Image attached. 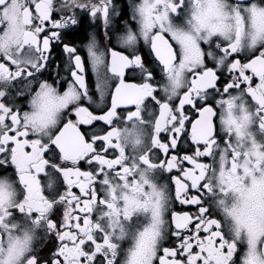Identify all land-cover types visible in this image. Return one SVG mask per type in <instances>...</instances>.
Masks as SVG:
<instances>
[{"label":"snow or ice","instance_id":"snow-or-ice-1","mask_svg":"<svg viewBox=\"0 0 264 264\" xmlns=\"http://www.w3.org/2000/svg\"><path fill=\"white\" fill-rule=\"evenodd\" d=\"M129 3L138 31L129 27L118 42L131 55L112 50L106 62L94 37L87 46L96 101L75 46H63L56 80L42 79L51 46L61 39L60 31L46 33L45 23L57 30L75 26L79 9L102 20L107 35L119 15L114 0H59L58 6L56 0H0V264H9L3 252L14 236L31 245L22 264H118L126 238L135 241L128 264H237L241 245L243 264H264V44L254 47L253 37L249 52L241 35L249 11L264 19V0H228L236 31L225 39L193 24L194 0ZM54 11L61 12L59 20L52 19ZM141 40L147 57L137 47ZM245 53L246 62L236 58ZM130 69L139 83L126 82ZM157 70L166 81L159 89ZM18 84L24 89L15 95H28L29 111L15 107ZM148 100L158 106L152 119L144 116ZM186 105L198 118L189 120ZM119 109L129 110L125 116ZM96 122L107 127L97 131ZM182 136L196 146L192 155L171 154ZM110 150L116 155L107 158ZM81 161L95 167L82 171ZM49 169L63 178V190ZM157 170L180 173L170 177L174 196L156 182ZM173 200L197 205L198 215L171 210ZM209 200L231 217L228 235L210 218ZM38 230L56 241L48 255L34 246ZM171 236L178 247L165 246Z\"/></svg>","mask_w":264,"mask_h":264},{"label":"flooded vegetation","instance_id":"flooded-vegetation-1","mask_svg":"<svg viewBox=\"0 0 264 264\" xmlns=\"http://www.w3.org/2000/svg\"><path fill=\"white\" fill-rule=\"evenodd\" d=\"M138 0H132V3H136ZM57 6L59 4V0H56ZM114 4L116 6V11L119 13V15H114L112 17V24L109 29H107L108 34L106 35V30L103 26L102 20H95L93 21L90 15L86 12H83L79 9L76 10V17L78 19V23L75 26L65 28V29H52L50 23H45V31L46 33L49 30L52 31H60L61 39L59 42H54L51 46L50 51V67L47 71H45L42 74V79L48 80L49 82H53L56 80V74L57 71L61 69L62 65L65 62L66 54L63 52V46L64 45H72L75 46L79 54H81L82 58L85 60L86 63V83L88 84V87L90 89V95L93 97L94 100L99 101V94L95 88V81H96V74L93 72L91 67V61L87 57V46L92 41L93 37L96 40V46L100 51H103L106 53V62H110V52L112 50H117L125 55H131V50L127 48H122L118 42V37L123 36L126 34V31L129 27H131L132 30L138 31V25L131 19V9H130V3L129 0H114ZM61 18V12L54 11L52 14L53 20H59ZM177 22H179V18L177 19ZM43 35V34H42ZM139 49H142L141 55L142 57L148 56V49L144 46L143 41L141 40L140 43L137 46ZM247 54H241L236 58H239L242 60V62H246L245 56ZM149 59H151L149 57ZM209 66H213V62H208ZM227 75L226 73L224 74ZM126 82L131 83H139L140 77L138 75H133L132 70H128L125 75ZM166 81L163 80L162 73L157 70V77L154 81L155 86L159 89ZM116 81L113 79L112 85L114 88ZM24 85L18 84L15 88L12 89V93L15 96L16 104L15 107H17L21 112L23 111H29V105H28V95H15L17 91L23 90ZM62 90H66L62 89ZM185 89L180 90V95H178L176 98H174L171 101L172 105H178L180 96H182ZM157 95L161 98H165L162 91H158ZM110 101V95L108 97ZM146 104L149 105V107L145 110L144 116L146 119H152L153 115L158 114V106L154 104L151 100L146 101ZM85 105L89 107V110L92 111L94 114H102L103 109L97 106H93L92 104H88L85 102ZM129 109H119V112L124 113L126 116L127 111ZM131 110H134V108H131ZM186 114L189 116V120H194L198 118V113L195 109H193L191 106H185ZM151 113L152 115H149ZM74 119V116L72 117ZM6 123H10V121H6ZM122 126V125H121ZM190 126V125H189ZM219 127V125H217ZM82 129L90 127V126H81ZM96 130L102 131L104 128H106V125H103L102 122H96ZM149 133L151 132V129L148 128ZM11 134V133H10ZM161 137L166 141L167 140V133H161ZM195 145L191 144L190 140H186L183 136L180 138V143L176 149L171 150V154L178 155L179 157H182L185 154L192 155L194 153ZM130 151V150H129ZM102 155H105L103 152ZM116 153L110 152L107 154V158H112L115 156ZM162 156V154H160ZM46 157H48V154H46ZM55 159V158H53ZM201 161H206L211 163V160L209 158H199ZM57 163H61L59 160H56ZM62 166H64L62 164ZM82 171H92V169L95 167V165H89L83 161L80 162L78 165ZM182 167L184 168H191L192 165H188L187 162H184L182 164ZM7 169L8 174L14 173V170L10 166H5ZM49 172L52 173L51 180L54 181L60 188L63 190L64 184H63V178L60 176L59 173H56L54 170L49 169ZM5 173L0 172V175H3ZM180 173L173 170L172 172H164L157 170L156 175V182L160 185H168L169 186V192L171 195L174 196V188L175 186L171 184L170 177L179 176ZM42 183L46 184L49 180L48 176H41ZM74 192L79 194V189L74 188ZM195 190H190V195H194ZM210 208V218L217 219L221 222L223 231L225 232V235H228V228L225 222V219L221 212L218 210V208L215 207L214 203H212L210 200L207 202V205ZM171 210H174L178 214H188L189 216L195 217L198 215V206L193 204H180L178 201L173 200V204L171 207ZM19 215V214H17ZM60 213H57V216L54 217L55 219H59ZM95 218V214H94ZM137 221H143V216L136 218ZM166 219L170 221V216L166 217ZM190 229L194 231V224L189 226ZM175 230L174 227L170 228V231ZM206 235L205 233H201V236ZM56 241L53 238L46 237L44 232L42 230L37 231V239L34 242V246L37 248V250L43 254L48 255L50 254V250L53 249V246L55 245ZM180 241L174 237L171 236L167 241H165V246H168L170 248L178 247ZM132 240L131 238H126L124 241L121 242V250L120 255L118 256V264H122V261L125 258L126 250L131 246ZM244 246H240V252L237 254V264H239V260L243 255Z\"/></svg>","mask_w":264,"mask_h":264},{"label":"clouds","instance_id":"clouds-1","mask_svg":"<svg viewBox=\"0 0 264 264\" xmlns=\"http://www.w3.org/2000/svg\"><path fill=\"white\" fill-rule=\"evenodd\" d=\"M257 7L261 6L257 5ZM193 15L195 16L193 24L199 27L203 34L218 36L220 39H225L227 36H234L235 34L236 20L233 18L234 13L229 9L228 0H194L188 17H192ZM246 15L248 19L241 29V35L242 43L245 45L246 50L250 52L254 50V47H259L261 44H264V19L259 17L253 19L251 11ZM185 23H187V18ZM253 37L256 38L254 47ZM218 210L223 215L228 228L232 223L231 217H226L223 209L218 208ZM20 241H23L22 235L20 236ZM134 246L135 241H132L131 246L126 250L122 264H128L129 255ZM30 247V244L18 243L14 236L11 240L6 241L3 258L9 261V264H22L23 257L27 255ZM241 264H243V257Z\"/></svg>","mask_w":264,"mask_h":264}]
</instances>
